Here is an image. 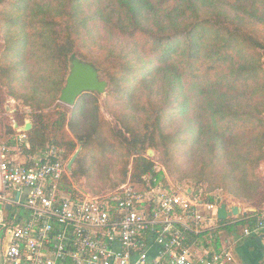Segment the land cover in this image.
Wrapping results in <instances>:
<instances>
[{
    "label": "trees",
    "instance_id": "1",
    "mask_svg": "<svg viewBox=\"0 0 264 264\" xmlns=\"http://www.w3.org/2000/svg\"><path fill=\"white\" fill-rule=\"evenodd\" d=\"M0 29V109L6 96L31 109L26 156L56 146L69 161L82 147L63 180L69 191L84 179L97 194L162 179L147 157L155 150L198 195L214 201L219 191L255 209L222 230L255 228L264 210V0H0ZM74 58L107 81L114 125L99 93L57 105ZM19 133L0 117V139L16 146Z\"/></svg>",
    "mask_w": 264,
    "mask_h": 264
},
{
    "label": "built area",
    "instance_id": "2",
    "mask_svg": "<svg viewBox=\"0 0 264 264\" xmlns=\"http://www.w3.org/2000/svg\"><path fill=\"white\" fill-rule=\"evenodd\" d=\"M26 140L24 132L16 136V146L0 139V186L15 191L7 198L0 189V202L6 210L11 206L24 213L5 233L11 230L0 264L235 261L232 248L219 245V231L225 226L218 212L226 203L219 191L209 201L151 175L96 195L76 185L69 191L63 182L69 174L64 150L51 146L40 155L26 156ZM233 217L228 219L231 224L236 223ZM254 232L264 233V210L255 228L245 227L244 235Z\"/></svg>",
    "mask_w": 264,
    "mask_h": 264
},
{
    "label": "rangeland",
    "instance_id": "3",
    "mask_svg": "<svg viewBox=\"0 0 264 264\" xmlns=\"http://www.w3.org/2000/svg\"><path fill=\"white\" fill-rule=\"evenodd\" d=\"M0 43H3L2 41V36L0 38ZM105 94H103L102 98H101V112L104 116V119L106 121H108L109 123H111L112 125L115 124L114 120H113V116L112 114L110 113V111H108L106 108H105ZM57 105H60L62 107H64L65 109H70L71 107H68L62 103H60V101L57 102ZM73 108V107H72ZM30 111L31 109L26 107L23 103V101L21 100H16L12 97H9V96H6V101H5V109L4 111L2 112V110L0 109V117L2 116L3 118L7 119L9 124H13V128L14 130L16 131V133L18 132H21L20 129L23 128L24 126L22 127H19L18 128H15V116L16 114H20L22 116H24V119H25V124L27 122H31V117H30ZM17 125V124H16ZM33 125V124H32ZM79 152V155L82 151V147L80 146L77 151L75 152V154ZM74 154V155H75ZM73 155V156H74ZM73 156L69 159V162L71 161V159L73 158ZM79 157V156H78ZM147 157L152 159L153 161L156 162V171L157 172H160L162 173L163 175V178L162 179H165L167 183L165 184H173L175 186H177L178 188L180 189H183V190H186V189H189L190 191L192 190L193 192L195 191L194 189V184L195 182H193L191 179L189 178H185L182 180H176V178L173 177V175H171L170 171L165 167L163 166L161 163H159V160H158V157H159V154L157 151L155 150H149L148 153H147ZM78 159V158H77ZM186 159H184V162H185ZM186 163V162H185ZM75 164V163H74ZM264 164V163H263ZM263 164L261 165L260 167V174L264 176L263 174ZM191 167L192 164H191ZM185 168L188 170V171H191V168H188L185 166ZM115 179V177H113ZM78 187H81L83 189H85L86 191L90 192L91 194H94L96 195L97 193H95V191L92 190V188L90 186H88L87 182H86V179L83 180V182H81L79 185H77ZM0 189L3 190L5 196L7 198H13L14 194H15V191L14 190H4L1 188L0 186ZM106 191H110V190H106ZM106 191H103V192H106ZM102 193V192H101ZM224 202H226L229 206L232 204H242V205H246V204H243L241 203L240 201L234 199L233 197L227 195L224 197ZM247 206V205H246ZM15 217L14 221H13V218H12V222L9 220L10 217ZM24 216V213L22 210L18 209V208H14L13 210L11 211H7L4 204L2 202H0V263H2L3 261V245H4V242H3V238L5 236V233L7 231V228H10V227H15V225H17V222H18V219L22 218ZM6 226H8L7 228H5Z\"/></svg>",
    "mask_w": 264,
    "mask_h": 264
},
{
    "label": "water",
    "instance_id": "4",
    "mask_svg": "<svg viewBox=\"0 0 264 264\" xmlns=\"http://www.w3.org/2000/svg\"><path fill=\"white\" fill-rule=\"evenodd\" d=\"M1 38V29H0ZM108 89L107 81L101 78L99 69L89 63L82 61L79 58H74L71 61L70 72L66 80V85L63 88L60 96V103L68 106L74 107L78 98L85 93H99L101 95L105 94ZM33 125L31 122H27L23 128L20 129L21 132L27 133L32 129ZM15 128L18 125L15 124ZM78 151L71 161L68 163V170L71 172L74 163L76 162L78 156ZM7 210H11V206L7 207ZM241 213V208L238 206L232 207L231 211L227 210V204L223 203L219 209L218 216L222 221H227L233 216H239ZM11 236V230L7 232L4 239L3 253L6 252L9 240Z\"/></svg>",
    "mask_w": 264,
    "mask_h": 264
},
{
    "label": "crops",
    "instance_id": "5",
    "mask_svg": "<svg viewBox=\"0 0 264 264\" xmlns=\"http://www.w3.org/2000/svg\"><path fill=\"white\" fill-rule=\"evenodd\" d=\"M262 168L264 170V164ZM234 206H238L241 208V213L239 216L246 215L248 212L255 211V209L249 208L248 206L242 204H232L231 207ZM239 216H234V221L239 222L238 220H236ZM244 230L245 227L239 234L220 230L218 237L220 240L219 245L221 247H225L227 245L232 248V255L235 259L234 263H238L240 262L239 260H241L242 264H260L261 259L264 257V233L254 232L250 237H246L244 235ZM4 239L5 238H3V242Z\"/></svg>",
    "mask_w": 264,
    "mask_h": 264
}]
</instances>
